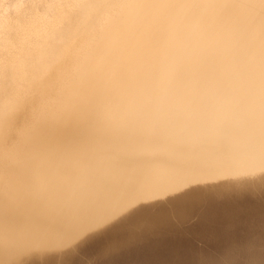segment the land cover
I'll return each instance as SVG.
<instances>
[{"label":"bare ground","instance_id":"6f19581e","mask_svg":"<svg viewBox=\"0 0 264 264\" xmlns=\"http://www.w3.org/2000/svg\"><path fill=\"white\" fill-rule=\"evenodd\" d=\"M104 13L70 65L47 70L40 100L1 120L7 258L138 197L264 165V0H122Z\"/></svg>","mask_w":264,"mask_h":264},{"label":"rangeland","instance_id":"374dc122","mask_svg":"<svg viewBox=\"0 0 264 264\" xmlns=\"http://www.w3.org/2000/svg\"><path fill=\"white\" fill-rule=\"evenodd\" d=\"M15 1L0 0V124L8 112L16 117L18 99L40 100L47 70H65L122 0ZM145 196L63 243L8 258L0 243V264H264V165Z\"/></svg>","mask_w":264,"mask_h":264}]
</instances>
